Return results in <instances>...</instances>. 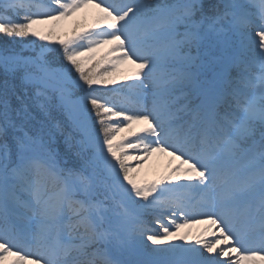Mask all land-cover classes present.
Wrapping results in <instances>:
<instances>
[{
    "label": "snow or ice",
    "instance_id": "1",
    "mask_svg": "<svg viewBox=\"0 0 264 264\" xmlns=\"http://www.w3.org/2000/svg\"><path fill=\"white\" fill-rule=\"evenodd\" d=\"M92 4L0 0V34L47 42L0 48V261H264V0H99L67 38L40 27ZM157 153L177 163L139 181ZM190 222L219 236L159 247Z\"/></svg>",
    "mask_w": 264,
    "mask_h": 264
},
{
    "label": "rangeland",
    "instance_id": "2",
    "mask_svg": "<svg viewBox=\"0 0 264 264\" xmlns=\"http://www.w3.org/2000/svg\"><path fill=\"white\" fill-rule=\"evenodd\" d=\"M169 2H172V0H169ZM99 3V0H93V4L85 8L84 10L77 12L74 16L67 18L65 20L61 21H51L49 23L40 25V27L45 30H54L56 37L60 38H67L72 35V33L81 30L84 26L91 25L95 22V20L98 18V16L101 14L100 9L95 7V4ZM36 40H39L36 38ZM47 43V42H46ZM133 66H128V71H131ZM124 102H127L125 99ZM177 163L173 160L172 157L157 153L150 161H148L145 166L140 169V172L137 175V179L141 182L148 181L151 182L155 179H158L159 177L165 175L169 168L174 164ZM194 198H198L196 193L192 194ZM195 202V200H194ZM198 219H202L198 217ZM165 223H168V220L165 219ZM182 222V221H181ZM207 222H199V223H189L187 227H184L180 230V235L186 236L188 238L187 241H179V240H170L168 244L161 245L159 247H168L173 243H188V242H195L198 239H212V234L216 235V232L213 231V226L208 225ZM174 230V229H173ZM207 234V235H206ZM223 242V241H222ZM222 244V243H221ZM224 244V242H223ZM156 245H151L150 242H148V247L146 248V251L150 252L152 248H156ZM27 251V249H25ZM34 251V249H33ZM24 254L23 252L21 253ZM236 253H233L234 255ZM261 256H264V253H261ZM18 259L17 256H6V259L3 261H0V264H14V262ZM33 259L30 258L27 261V264H33ZM253 261L243 260L241 261V264H251ZM254 264V263H252ZM256 264H264V261L257 260Z\"/></svg>",
    "mask_w": 264,
    "mask_h": 264
},
{
    "label": "trees",
    "instance_id": "3",
    "mask_svg": "<svg viewBox=\"0 0 264 264\" xmlns=\"http://www.w3.org/2000/svg\"><path fill=\"white\" fill-rule=\"evenodd\" d=\"M42 42L39 40H36V38L26 37L23 40H20V38H11L5 35L0 34V48L8 47L22 55H31L33 50H36L38 48V45ZM4 80V73L3 70L0 69V83H2ZM98 96H105L106 93L104 91H100L96 93ZM124 97L116 98L115 102L120 103L123 101ZM90 106V105H89ZM155 227V225H153Z\"/></svg>",
    "mask_w": 264,
    "mask_h": 264
},
{
    "label": "bare ground",
    "instance_id": "4",
    "mask_svg": "<svg viewBox=\"0 0 264 264\" xmlns=\"http://www.w3.org/2000/svg\"><path fill=\"white\" fill-rule=\"evenodd\" d=\"M208 225H209V224H208ZM212 229H213V231L216 232V236H219V231H218V229H217V228H214V227H213ZM221 243H222L221 246H224V244H223L222 241H221ZM238 255H239V254H234V256H238ZM258 255L261 256V253H259ZM257 260H259V259H257ZM257 260L253 261L252 263L256 264V261H257ZM242 261H243V260H242ZM248 261H250V260H248ZM252 263H251V264H252Z\"/></svg>",
    "mask_w": 264,
    "mask_h": 264
}]
</instances>
